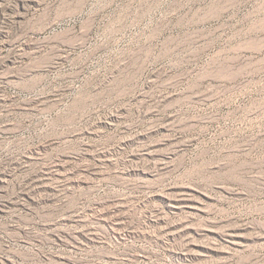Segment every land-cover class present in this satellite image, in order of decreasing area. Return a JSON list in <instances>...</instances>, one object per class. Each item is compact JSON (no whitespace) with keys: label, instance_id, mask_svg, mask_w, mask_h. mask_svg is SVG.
Returning <instances> with one entry per match:
<instances>
[{"label":"rangeland","instance_id":"rangeland-1","mask_svg":"<svg viewBox=\"0 0 264 264\" xmlns=\"http://www.w3.org/2000/svg\"><path fill=\"white\" fill-rule=\"evenodd\" d=\"M0 264H264V0H0Z\"/></svg>","mask_w":264,"mask_h":264},{"label":"bare ground","instance_id":"bare-ground-1","mask_svg":"<svg viewBox=\"0 0 264 264\" xmlns=\"http://www.w3.org/2000/svg\"><path fill=\"white\" fill-rule=\"evenodd\" d=\"M255 30H256V29H255ZM262 50H263V49H258L257 52H260V51H262Z\"/></svg>","mask_w":264,"mask_h":264}]
</instances>
